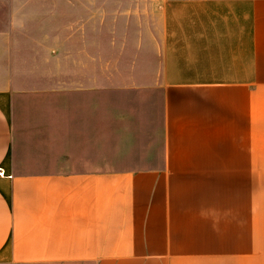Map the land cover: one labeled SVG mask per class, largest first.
<instances>
[{
  "label": "crops",
  "instance_id": "crops-1",
  "mask_svg": "<svg viewBox=\"0 0 264 264\" xmlns=\"http://www.w3.org/2000/svg\"><path fill=\"white\" fill-rule=\"evenodd\" d=\"M159 9L130 74L97 0H0V264H264V0Z\"/></svg>",
  "mask_w": 264,
  "mask_h": 264
},
{
  "label": "rangeland",
  "instance_id": "rangeland-1",
  "mask_svg": "<svg viewBox=\"0 0 264 264\" xmlns=\"http://www.w3.org/2000/svg\"><path fill=\"white\" fill-rule=\"evenodd\" d=\"M23 3L25 0H18ZM162 0H97V25H96V47H97V69H102L104 64L103 57L106 55L108 61L113 62L116 68L122 67L127 69L131 74L135 67H149L150 55L146 52L143 63L137 62L135 59L136 38L139 35L151 34L153 29L158 30L159 6ZM2 16V13H0ZM104 15H108L104 17ZM117 37L113 41L112 37ZM112 42V43H111ZM127 44V52L119 55V51ZM112 49V52H111ZM140 60V59H139ZM129 74V75H130ZM130 80V77H129ZM97 99H145L149 100V106L144 108L147 111V119L150 123L149 127H154V123H159V111L157 107L152 106L160 99L158 93L150 89L139 90H115L105 92L97 90ZM115 114L112 117V131L116 132L121 125L116 124ZM119 133V132H117ZM160 135V129L151 132ZM154 154L149 155L150 161L154 160L156 163L161 162V148L154 147Z\"/></svg>",
  "mask_w": 264,
  "mask_h": 264
},
{
  "label": "built area",
  "instance_id": "built-area-1",
  "mask_svg": "<svg viewBox=\"0 0 264 264\" xmlns=\"http://www.w3.org/2000/svg\"><path fill=\"white\" fill-rule=\"evenodd\" d=\"M3 174V170L0 168V175H2Z\"/></svg>",
  "mask_w": 264,
  "mask_h": 264
}]
</instances>
